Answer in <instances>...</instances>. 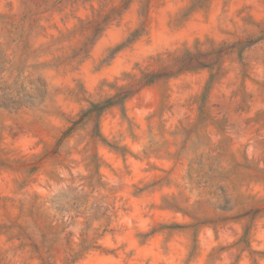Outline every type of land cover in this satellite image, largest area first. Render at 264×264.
Masks as SVG:
<instances>
[{"label": "rangeland", "instance_id": "1", "mask_svg": "<svg viewBox=\"0 0 264 264\" xmlns=\"http://www.w3.org/2000/svg\"><path fill=\"white\" fill-rule=\"evenodd\" d=\"M0 264H264V0H0Z\"/></svg>", "mask_w": 264, "mask_h": 264}]
</instances>
